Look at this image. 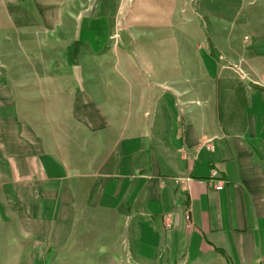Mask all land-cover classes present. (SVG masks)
<instances>
[{
  "label": "crops",
  "instance_id": "obj_1",
  "mask_svg": "<svg viewBox=\"0 0 264 264\" xmlns=\"http://www.w3.org/2000/svg\"><path fill=\"white\" fill-rule=\"evenodd\" d=\"M32 2L50 30L58 27L57 40L68 42L63 120L82 139L70 151L52 147L20 115L21 101L0 71V206L8 231L52 246L86 211L119 212L130 220L137 264H264V0ZM171 37L196 42V64L186 45L178 67L162 61L137 86V68L124 58L166 59L171 51L162 43ZM110 42L134 48L116 53V72L152 91L146 101H109L102 83H86V63ZM159 90L171 99L152 101ZM96 132L106 140L86 145Z\"/></svg>",
  "mask_w": 264,
  "mask_h": 264
},
{
  "label": "rangeland",
  "instance_id": "obj_2",
  "mask_svg": "<svg viewBox=\"0 0 264 264\" xmlns=\"http://www.w3.org/2000/svg\"><path fill=\"white\" fill-rule=\"evenodd\" d=\"M19 19L24 20V25L18 24ZM10 23L14 26H8ZM1 28L5 34L0 33V71L15 88L16 97L21 101L23 110L22 113L19 112L20 115L26 118L28 123L32 122L34 127L42 132L44 139L49 137L52 147H59L62 152H65L66 147L69 148L68 151L70 146L80 147L79 140L82 139L80 131L76 127L72 129L70 123L63 120L62 113L63 103L70 97L72 84L70 63L66 61L65 51L68 42L57 40L58 36L53 32L59 31L58 27L50 30L44 24L32 0H17L16 4H10L9 0H0ZM176 39L171 37L167 42L162 43L171 51L166 59L161 56L148 58L142 54L130 59L124 58V61L127 60V65L137 68V73L134 74L136 85L139 81L147 83L150 73L148 71H153L162 61L166 60V63L170 62L172 63H169L170 65L178 67L180 64L178 53L186 45L188 48L186 50H190V64H196L200 55L195 58L196 42L191 40L186 42L182 37L180 40ZM108 45L104 51L98 50L97 53L92 54V62L86 63L84 78L86 83L92 85L102 83V93L109 101H146L152 91L132 88L128 84L129 79L126 81L124 75L116 72L119 60L116 53L125 49L132 52L134 48L132 47L131 50L127 42L125 46L119 42L117 44L110 42ZM208 45L209 40L201 43L204 49H208ZM144 46L136 48V51L142 53L141 50L146 48ZM137 62L143 64L139 65ZM99 71L102 74L100 76ZM50 76H53V79L56 77L58 83H54ZM152 76L159 78L160 75ZM55 84L59 85L58 89ZM60 86L65 87V92ZM154 96L157 97L151 98L152 101H162L163 97L169 99L172 97L163 90L156 91ZM94 99L103 101L98 97ZM147 108L146 105L141 104L138 109L147 110ZM73 130L75 133L72 132ZM94 135H88L85 140L86 145L87 142L98 144L106 140L104 133L96 132ZM93 147L91 145L89 154L95 151ZM3 211V207L0 206V264H137L131 260L128 250L130 242L127 229L130 220L119 212L86 211V216L78 218L71 230L69 225L61 243L48 246L47 243L39 240L20 239L12 234V231H8L12 224L4 217Z\"/></svg>",
  "mask_w": 264,
  "mask_h": 264
},
{
  "label": "built area",
  "instance_id": "obj_3",
  "mask_svg": "<svg viewBox=\"0 0 264 264\" xmlns=\"http://www.w3.org/2000/svg\"><path fill=\"white\" fill-rule=\"evenodd\" d=\"M211 145H208V147H210ZM210 179L212 182V185L215 189H220L223 187L224 181L223 179L220 177L219 172L217 169L213 168L210 171ZM177 181V180H176ZM186 217L188 218V215H186Z\"/></svg>",
  "mask_w": 264,
  "mask_h": 264
}]
</instances>
